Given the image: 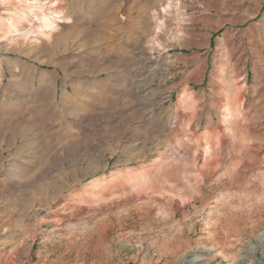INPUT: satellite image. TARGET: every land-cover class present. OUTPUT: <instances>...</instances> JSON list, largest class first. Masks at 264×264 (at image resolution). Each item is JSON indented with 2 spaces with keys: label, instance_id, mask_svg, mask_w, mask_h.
I'll return each instance as SVG.
<instances>
[{
  "label": "rangeland",
  "instance_id": "374dc122",
  "mask_svg": "<svg viewBox=\"0 0 264 264\" xmlns=\"http://www.w3.org/2000/svg\"><path fill=\"white\" fill-rule=\"evenodd\" d=\"M0 264H264V0H0Z\"/></svg>",
  "mask_w": 264,
  "mask_h": 264
}]
</instances>
